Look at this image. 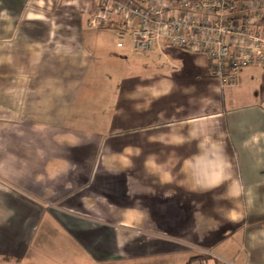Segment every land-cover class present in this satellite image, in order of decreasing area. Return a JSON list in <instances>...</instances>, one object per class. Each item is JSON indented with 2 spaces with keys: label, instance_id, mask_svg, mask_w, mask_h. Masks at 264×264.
Returning <instances> with one entry per match:
<instances>
[{
  "label": "crops",
  "instance_id": "obj_1",
  "mask_svg": "<svg viewBox=\"0 0 264 264\" xmlns=\"http://www.w3.org/2000/svg\"><path fill=\"white\" fill-rule=\"evenodd\" d=\"M99 4L0 0V264H264V67L222 87Z\"/></svg>",
  "mask_w": 264,
  "mask_h": 264
},
{
  "label": "built area",
  "instance_id": "obj_2",
  "mask_svg": "<svg viewBox=\"0 0 264 264\" xmlns=\"http://www.w3.org/2000/svg\"><path fill=\"white\" fill-rule=\"evenodd\" d=\"M112 22L132 32L137 52L165 42L205 53L222 87L238 84L243 67H264L263 0H100L90 26ZM120 39L126 40L123 32ZM220 264L234 263L221 259Z\"/></svg>",
  "mask_w": 264,
  "mask_h": 264
},
{
  "label": "rangeland",
  "instance_id": "obj_3",
  "mask_svg": "<svg viewBox=\"0 0 264 264\" xmlns=\"http://www.w3.org/2000/svg\"><path fill=\"white\" fill-rule=\"evenodd\" d=\"M94 13V12H93Z\"/></svg>",
  "mask_w": 264,
  "mask_h": 264
}]
</instances>
